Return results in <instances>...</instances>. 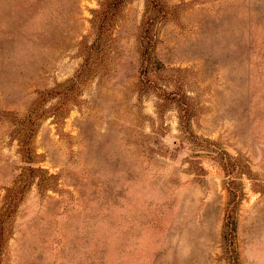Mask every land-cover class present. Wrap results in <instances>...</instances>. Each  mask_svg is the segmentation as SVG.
Returning <instances> with one entry per match:
<instances>
[{
	"label": "rangeland",
	"instance_id": "374dc122",
	"mask_svg": "<svg viewBox=\"0 0 264 264\" xmlns=\"http://www.w3.org/2000/svg\"><path fill=\"white\" fill-rule=\"evenodd\" d=\"M110 1L0 0V204L22 166L10 113L72 77L107 24L98 73L37 130L57 187L27 191L2 264H228L223 170L181 139L174 103L138 89L147 42L152 79L188 102L193 132L248 164L235 241L240 264H264V0H161L149 23L145 0Z\"/></svg>",
	"mask_w": 264,
	"mask_h": 264
},
{
	"label": "trees",
	"instance_id": "16d2710c",
	"mask_svg": "<svg viewBox=\"0 0 264 264\" xmlns=\"http://www.w3.org/2000/svg\"><path fill=\"white\" fill-rule=\"evenodd\" d=\"M121 1L111 0L112 4L110 5L115 7ZM102 13L104 11L99 12V14ZM144 13L145 23L158 21L164 15L161 0H145ZM105 21V18H102L99 23L93 24L95 26V38L89 45H82V63L72 77L49 90L39 92L22 117L10 113L13 125L10 138L16 141L22 166L12 184L5 188L0 204V264L3 263L7 243L13 233V224L18 208L27 191L32 185H35L40 193L54 190L57 187L58 178L55 174L49 173L47 168L42 165L43 157L40 153H37L34 139L42 120L52 116L56 123L60 118H64L70 109L66 105L67 101L70 100L71 103L68 106L76 105L77 98H79L86 83L98 73L102 64L101 54L103 52L100 49V42L102 41L104 27L107 25L104 23ZM161 69V63L153 55V42H147V45L141 51L138 89L141 93H153L162 101V103L157 101V109L158 106L167 108V105L174 103L181 139L189 143L194 151L206 152L205 154L215 160L223 170L228 198L221 231V249L228 264H240L235 241V214L245 196L241 178L243 176L250 178L251 170L248 164L242 161L241 156H233L220 149L216 142L193 132L190 123L193 113L188 102H185L184 98L180 96L179 100L175 99L176 92L168 93L169 95L175 94L171 97H168L167 94L163 95L162 91L164 90L162 87H158L152 79V73H157ZM52 98H57V101L50 107H46L47 101ZM199 156L202 155H194V160L191 163H196L195 171L198 175H203L205 170L200 165Z\"/></svg>",
	"mask_w": 264,
	"mask_h": 264
}]
</instances>
